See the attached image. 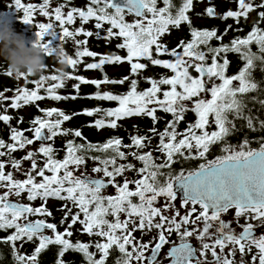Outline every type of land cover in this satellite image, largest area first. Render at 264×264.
I'll list each match as a JSON object with an SVG mask.
<instances>
[{
  "label": "snow or ice",
  "instance_id": "1",
  "mask_svg": "<svg viewBox=\"0 0 264 264\" xmlns=\"http://www.w3.org/2000/svg\"><path fill=\"white\" fill-rule=\"evenodd\" d=\"M236 2L238 10H228L220 18H232L239 24L241 18L247 21L250 13L260 9L257 12L258 20L246 36L237 37L230 44L212 47L210 42L213 39L222 41L223 35L218 36L215 29L199 30L191 27L188 13L193 8L194 0H181L178 7L173 0H162V7L157 6L158 0H87L84 7L73 6L67 12L64 11L65 4L50 11L52 0H43L40 4H25L22 0H15V9L23 12V23L33 25L37 12L48 18V22L35 24V27L38 29L36 44L43 47L49 57L62 51L71 68L76 70L83 58L99 55V61L87 63L85 70L98 69L103 72L105 65L126 62L130 65L131 76L117 80L109 79L106 74L103 79H88L72 74L64 78L60 74H52L29 81V74L15 75L17 80L31 82L35 87L31 90L18 87L11 99V108L20 109L44 100L46 96L40 94L41 89L52 100L77 99L76 95L58 94L57 90L65 87L66 80L78 81L73 85L77 93L81 85L91 84L99 89L101 84L123 85L127 81L129 90L124 94L97 91L87 97L115 101L117 107L85 109L73 115L93 116L102 112L105 118H111L97 119L91 125L97 129H115L118 121L134 116L149 117L155 125L159 119L156 115L158 111L172 116L163 131L155 127L149 129V132L159 137L154 150L141 151L152 143L148 135L132 136L131 143L127 145L120 138H110L95 145L68 140L62 159L56 158V150L48 142L68 135L83 139L80 130L62 127L73 118L72 115L57 108L40 109L44 116L31 120L32 127L29 129L10 128L12 143L0 138V157H9L7 161L0 160V188L5 189L0 193V230L14 231L0 237V244L11 246L15 264H38V257L50 245L60 246L57 264H65L63 257L69 250L81 253L86 264H108L112 251L119 253L114 264H162L161 252L170 243L169 237L173 233L180 237V243H173L166 253L170 264H237V252L241 257L239 264H249L244 259L247 254H252L251 264H264V233H257L256 226L251 222L260 221L264 225V136L259 138L258 148H252L247 137L237 147L227 143V137L237 129V120L246 121V128L250 131H264V119H260L257 126L254 122L256 117L246 114L244 99L249 93H264L261 82L252 77L256 62L264 65V28L260 27V23L264 22V0L259 3L256 0ZM205 12L208 17L217 15L214 6H209ZM126 15H132L135 19L128 21ZM77 17L82 24L94 20L98 30L104 29L105 24L110 25L106 29V36H100L97 32V37L107 42L113 38L122 39L117 48L126 50V55H100L87 47L81 49L80 46H86L88 40H77L76 37H92L94 33L86 31L84 27L70 30L67 25H74ZM0 19L8 20L6 16H0ZM53 19L59 23V30L54 26ZM182 23L190 27L192 39L187 43L181 40L176 48L169 49L161 42V37L170 34V27L178 29ZM58 33L61 40L58 47H52L50 41H45L46 36L56 37ZM68 38L76 45L75 58L64 50L63 42ZM253 46L257 47V51H253ZM153 49L159 56L168 55L174 59L154 58ZM229 52L238 54L243 61L238 73L231 76L226 74L230 63L227 59ZM222 53L225 55L221 63L218 58ZM145 59L154 66L170 70L172 75L159 79L146 77L150 87L138 90L139 81L131 77L139 76L148 67L140 62ZM190 69L197 75L193 76ZM4 74L13 76L9 69ZM214 79L219 83H215ZM49 80L55 83L46 86ZM162 86L168 87L165 89ZM202 94L210 98L202 97ZM5 99L4 92H0V102ZM258 103L264 109V99H259ZM189 111L197 117L195 122L189 123L183 131H178L180 122L185 120V114ZM53 116L56 118L52 119ZM11 120L10 115L0 114V121L5 124ZM20 122H23L22 117ZM210 125H214L215 129L209 131ZM25 131L32 132L33 138L26 137ZM37 141L40 146L36 150L28 151L19 160L12 158V153ZM221 142L223 154L208 159L211 146ZM122 148L135 150L126 154ZM153 151L161 154L159 163ZM89 152L102 155L88 156ZM129 155L142 166L137 168L130 162L118 163V160L126 161ZM37 156L44 158L42 166L38 165ZM88 159L97 162L92 172L102 176L76 174L87 164ZM197 160L204 162L187 170L182 168L177 172L173 169V165L181 161ZM23 161L31 162L30 169L24 171L25 179H16L13 172L5 171L8 164L17 172L23 171ZM131 171H135L138 178L130 180L125 176L126 172ZM117 177H123V182H118ZM110 186L115 189V195L104 194ZM24 194L30 202L41 200V206L33 207L30 203L10 200L11 196L21 197ZM178 197L180 208L186 210L183 215L176 208ZM49 199L70 202L78 209L73 213L67 203L61 208V211L67 209L61 224L71 216V222L63 232L46 219H28L30 216L51 217L52 212L47 208ZM229 210H234V220L241 228L240 232L232 228L233 221L222 219ZM169 212L170 215L166 214ZM242 217L245 224L239 223ZM77 223L82 225L83 233L102 237L103 242L97 241L94 245L73 243L70 239L73 236L71 229ZM45 230H50L52 235H46ZM153 230H156L157 235L148 242L138 240L133 235L139 231L143 236ZM193 237L199 241V249L190 242ZM34 240L39 243L33 254L22 255L15 251L17 241ZM93 246L96 252L90 251ZM96 253L100 254L99 258ZM209 255L211 260L208 259Z\"/></svg>",
  "mask_w": 264,
  "mask_h": 264
},
{
  "label": "trees",
  "instance_id": "2",
  "mask_svg": "<svg viewBox=\"0 0 264 264\" xmlns=\"http://www.w3.org/2000/svg\"><path fill=\"white\" fill-rule=\"evenodd\" d=\"M205 0H194V5L192 10L189 11L188 15L191 19V27H194L199 30H217V35H223V40L219 41L216 39H213L210 43L212 47H218L221 44H230V42L237 38V37H244L247 35V33L251 30L254 22L258 20L257 11H253L250 13V16L247 21H245L243 18H241V21L239 24L235 22L234 19L229 18L227 20H224L221 17L222 14H224L228 10H238V4L236 0H207L209 2L208 6H214L219 8V15L216 19H213L212 17H208L206 15V12L200 13L197 10V7L202 4ZM13 6L12 9L7 10L2 16H6L8 18V21L11 22V26L15 29L17 33L24 34L25 37L28 39L29 44L33 42H36L38 40L37 32L38 29L35 27V24L42 23V22H48L47 17H42L39 15V12L36 13L33 19V25L32 24H25L22 21L23 18V12L22 10L17 11L15 9V0H12ZM23 3H37L40 4L43 2V0H22ZM87 0H52V3L50 5L49 10L52 11L56 6H59L60 4H65L64 11L67 12L71 9L73 6L77 7H84ZM175 6L181 5V0H173ZM257 3L260 2V0H256ZM158 7H162L163 3L162 0H158ZM176 8L173 9L175 12ZM113 11V10H109ZM127 16V15H126ZM132 18H135L134 16L130 15ZM211 19L210 22H204L202 19ZM126 20H128L126 18ZM128 21H132L131 19ZM54 23V26L59 30V23L55 22L54 19L52 21ZM231 25V28H228V26ZM70 30L75 31L79 27H84L86 31H92L94 35L92 37H85L83 35H79L76 37L77 40H88V44L86 46L81 45V49L83 47H87L90 51H94L100 55H120L125 56L126 50L124 49H118L117 44L122 42V39H115L113 38L110 42H107L105 39L98 38L96 33L99 32L100 36H106V29L110 27V25L105 24L104 29H96L95 28V21H89L87 24H82L79 17H77V21L74 25H67ZM260 27L264 28V22L260 23ZM227 29V33L225 34V30ZM242 29V30H237ZM115 31V30H114ZM192 39L190 35V27L186 23H182L180 27L172 28L170 27V34H165L163 37H161V42L163 44H166L169 49L176 48L180 41L183 40L185 43L189 42ZM45 41H50L52 47H58L61 44V40L59 38V33L56 37H52L51 35L45 37ZM64 50L67 54L73 55L76 51V45L72 41V39L68 38L63 42ZM201 48L203 49L204 46L202 45ZM253 51H257V47L253 46ZM224 53L221 54V57H219V61L223 62ZM153 57L159 58L162 60H169L174 59L168 55L159 56L156 54L155 49H153ZM75 58V57H74ZM100 59V56L97 57H85L83 58V62L77 66L76 70H73L72 68L69 69V74L72 75H82L85 78L88 79H103L104 74L108 76L109 79H121L124 76H131L130 73V65L128 63H123L120 65H105L103 72L101 70H85V66L87 63L92 62H98ZM227 59L230 61L229 67L227 70V75L231 76L233 74H237L239 69L241 68L243 61L239 58L238 54L236 53H227ZM141 63H145L148 65V67L141 71L140 75L137 77H131L133 79H137L139 81L138 90H144L150 87V84L146 82V77H152L155 79H159L162 76H171L172 73L170 70L165 69L160 66H154L150 63L148 60H141ZM48 68L44 72V75H52V74H59L57 69L59 68L58 63L56 62V58L49 57L46 61ZM208 63H211V54H209ZM8 70L6 62H4L2 59H0V92H4L5 97L7 99L0 102V114L3 115H10L12 117V120L5 124L3 121H0V138H3L6 143H12L10 140V128H16L18 130H26L32 127V124L30 123L31 120H33L35 117L40 116L43 117L44 113L40 111V109H51V108H57L59 110L64 111L66 114L72 115V119L70 121H66L63 124V128L65 129H71V130H80L83 134V139L74 137L73 135L68 136H61L57 137L54 142L49 141L48 143H51L53 147L56 150V158L62 159L65 155V145L68 140H75L77 144L80 143H92V144H102L106 142L110 138H120L123 141V144L127 145L131 143V137L135 135H148L152 139V143L148 148H145L141 151H149L154 150L155 146L159 142V137L154 136L151 132H149V129L152 127H155L158 131H163L166 127L168 121L172 120L171 114L164 113L162 111H158L156 113L158 119V122L154 125L151 118L146 116H134L122 119L118 121V127L115 129L111 128H103V129H97L94 126L95 121L97 119L105 118L103 116V113H97L93 116H87V115H73L74 113H82L85 109H94V108H101V109H109V108H115L118 106L117 102L115 101H103V100H96V99H89L90 95H94L97 91L105 92L110 91L114 94H124L129 90V83L126 81L123 85L121 84H101L100 88L97 89L95 85L87 84V85H81L80 92L77 93L75 88L73 87L74 84L78 83L76 80H66L65 87L63 89H59L58 94L65 95V96H72L76 95L77 99H67V100H61L56 101L47 98V94L44 92L43 89H41L40 94L45 95L46 98L42 101H36L33 102L30 105H25L21 107L20 109H13L11 108V99L16 94V89L18 87H28L30 90L34 89V84L31 82L26 83L23 79L17 80L15 75L12 77H8L4 73ZM193 76H196L197 73H195L193 70L190 69ZM252 77L257 82H261V88H264V65H261L259 61L256 62V67L252 70ZM39 79V77H29V81ZM215 83H219L218 80L214 79ZM52 83H55L54 81H47V85H50ZM235 83V82H234ZM168 86H162V88H167ZM205 98H210V96H203ZM255 98V99H254ZM245 102L247 104L246 114H251L254 117H256V120L254 121L257 126L260 119H264V109L261 108L260 104L258 103L259 99H264V93H249L245 97ZM190 104V103H189ZM23 118V122H20V118ZM56 117L53 116L52 119H55ZM196 116L191 111L187 112L185 114V120L180 122L178 126V131H183L189 123L195 122ZM111 119V118H105ZM237 129L234 132H237L239 134H233L227 137V143L231 145H237L240 144L239 142H234L231 140L235 139H242V138H252L254 135H243L241 133L244 132H253L246 128V121L237 120ZM215 126L210 125L209 131L214 130ZM256 132H264V131H256ZM25 136L28 138H33V133L29 131H25ZM216 145H223V142L216 144ZM213 145V146H216ZM40 146V142L37 141L33 145H29L27 148L23 150H18L14 153H12V158H15L17 160L21 159L23 156L27 154L28 151H34ZM35 147V149L31 150L29 148ZM212 147V146H211ZM122 151H124L126 154L134 151L135 149L130 148H122ZM88 156L93 155H102L101 153L96 152H89L87 154ZM153 155L156 156L157 162H160V159H162L161 154L159 152L153 151ZM214 154L209 151L208 153V159H210ZM9 159L8 156L0 157V160L7 161ZM38 165L43 164L44 158L41 156L36 157ZM211 160V159H210ZM29 162V161H27ZM133 163L136 165L137 168L141 167L139 161L135 160L132 156H128V159L126 161H119L118 163ZM195 161H181L178 164L173 165V169L175 171H179L180 169H191L195 168L197 164L203 163V160H197ZM29 166H31V162H29ZM11 166L10 164H8ZM97 166V162L88 159L87 164L85 166H82L79 172L88 174L89 172H92V168ZM7 170V168L5 169ZM102 175V174H100ZM125 176L132 180L138 178L135 171L126 172ZM39 179V178H38ZM117 181L122 183L123 177H117ZM130 187H133L130 185ZM53 200L59 203H65L66 201H60L56 199H49ZM70 203V202H67ZM112 217H109V219ZM14 230L9 229L7 231L0 230V237H5L9 234H11ZM38 240H34L32 242H23V241H17L16 242V249L15 251H18L22 255H31L34 252V249L38 246ZM60 246L56 245H50L48 249L44 250L40 256L38 257V264H57L58 261V251ZM75 258L77 259H84L83 255L81 253H75ZM63 260L65 264H71V250H69L67 253H65ZM0 264H15L14 259V250L11 248L10 245L7 244H0Z\"/></svg>",
  "mask_w": 264,
  "mask_h": 264
},
{
  "label": "clouds",
  "instance_id": "3",
  "mask_svg": "<svg viewBox=\"0 0 264 264\" xmlns=\"http://www.w3.org/2000/svg\"><path fill=\"white\" fill-rule=\"evenodd\" d=\"M49 56L46 50L33 42L30 46L24 34L17 33L8 20L0 19V59L6 62L13 75L29 74L41 77L47 70ZM58 73L66 78L71 65L62 51L55 54Z\"/></svg>",
  "mask_w": 264,
  "mask_h": 264
},
{
  "label": "flooded vegetation",
  "instance_id": "4",
  "mask_svg": "<svg viewBox=\"0 0 264 264\" xmlns=\"http://www.w3.org/2000/svg\"><path fill=\"white\" fill-rule=\"evenodd\" d=\"M4 9V6H1L0 8V16H2L7 10H3ZM127 16H130V15H127ZM16 29V27H15ZM233 134H239L237 132H233ZM231 134V135H233ZM243 135H254L252 136V138H249L250 141H251V144L250 146L252 148H258L259 147V138L264 136V132H244V133H241ZM245 138H242V139H235V140H231V141H234V142H239L240 144L243 142ZM239 144L237 145H233L234 147H237ZM222 147L223 145H216V146H212L210 148V152H212L214 155L210 158V159H215L217 156L219 155H222L223 152H222ZM196 163V161L194 162V164ZM198 166V164H197ZM196 166V167H197ZM99 176H102L99 174ZM110 189V188H109ZM108 190V189H106ZM180 204H181V201H180V198L178 197L177 201H176V208L177 209H180L181 211V215H183L185 213V209L183 208H180ZM71 206H73L71 204ZM159 206V205H158ZM168 215L171 214V212L169 213H166ZM36 219H46L47 222L49 223H53L51 220H49L48 218L46 217H40V216H31L29 217V220H36ZM112 218H110L111 220ZM121 219H124L123 216H121ZM222 219H224L225 221H233L232 223V228L235 229L237 232H240L241 231V228L237 225V223L235 222L234 220V210H229V212L225 215L222 216ZM256 227H255V231L257 233H264V225H261V222L260 221H251ZM240 224H245L246 221L245 219L242 217L239 221ZM131 227V226H130ZM191 227V226H190ZM45 234L46 235H52L51 231L50 230H45ZM133 235L138 239H142L143 242H148L150 240H152L153 237H155L157 235V232L156 230H153L151 233H148L147 236H148V241L146 240V235H143L139 232V231H136L135 233H133ZM71 240L73 243L75 242H81L79 240H77L76 238H74L73 236L71 237ZM104 238L102 237H97V236H89L87 238V242L86 243H90V244H95V242L99 241V242H103ZM169 240H170V243L168 245H165L164 249L162 250L161 252V257L163 258V261H162V264H170V260L166 258V253L169 251V249L173 246V243L178 245L180 243V237L176 234V233H173L170 237H169ZM85 242V241H84ZM190 242L195 246L197 247V249H199L200 247V243L199 241H197L194 237L193 238H190ZM90 251H93V252H96V249L95 247L93 246ZM228 250L226 249V252ZM255 252V249H253V253ZM75 253L76 252H73L71 251V264H86V261L84 259H77L75 258ZM97 254V258H99V253H96ZM251 255L252 254H247L245 255L244 259L246 261L249 262V264H251ZM119 256V253L116 252V251H112L111 255H110V258L108 260V264H114V260L116 257ZM209 260H211V256L209 255L208 257ZM236 261H237V264H239V261L241 259L240 257V254L237 252V255L235 257Z\"/></svg>",
  "mask_w": 264,
  "mask_h": 264
},
{
  "label": "rangeland",
  "instance_id": "5",
  "mask_svg": "<svg viewBox=\"0 0 264 264\" xmlns=\"http://www.w3.org/2000/svg\"><path fill=\"white\" fill-rule=\"evenodd\" d=\"M208 4H209V2L207 0H205L202 4H200L197 7V10L200 13H204L205 10L209 7ZM1 6H4V9H3L4 11L5 10H9V9H12L13 2H12V0H0V8H1ZM215 8L217 10V15L215 17H212L213 19H216L218 17V15H219V8L217 6ZM126 18L128 20L135 19V18H132L131 16H126ZM202 21L210 22L212 20L208 19V18H205V19H202ZM203 96H205V94H202V97ZM186 103H190V102H186ZM29 149L33 150V149H35V147L29 148ZM29 162L23 161V163H22V170L23 171L17 172L15 169H12L11 166H9V165L6 166L7 170H5V171L6 172L11 171V172H13L14 178L23 180V179H25L24 171H27V170L30 169ZM81 173L82 172H77L76 174L80 175ZM88 174H90V175H99V174L93 173V172H89ZM3 191H5V189L0 188V193H2ZM104 194L105 195H115L116 192H115V189L111 187L110 189L105 190ZM10 199L19 200V201L24 202L26 204L30 203L33 207H40L41 204H42V201L39 200V199H37L36 201H31V202L28 201L27 198H26V194L22 195L21 197L11 196ZM65 203H67V202H65ZM65 203H59V202H56V201H53V200H49L48 203H47V208H48L49 211L52 212V216L51 217H46V218H48L53 223H55L57 225L58 230L61 231V232H63L64 229L67 227V225L71 222V216H69L68 220L65 221L63 224H61V220H62L63 216L65 215V212L67 211V209H64L63 211H61V208L63 207V205ZM67 204H68V207L72 209L73 213L78 211V209H76L75 207L71 206V203H67ZM28 219H29V217H28ZM21 222L23 223V221H21ZM71 230L73 232V237L74 238H76L77 240H79L81 242H84V241L87 242V238L89 236L87 234L83 233L82 225L77 223L76 225H74L72 227ZM146 240L148 241V236L147 235H146Z\"/></svg>",
  "mask_w": 264,
  "mask_h": 264
},
{
  "label": "water",
  "instance_id": "6",
  "mask_svg": "<svg viewBox=\"0 0 264 264\" xmlns=\"http://www.w3.org/2000/svg\"><path fill=\"white\" fill-rule=\"evenodd\" d=\"M215 10H216V8H215ZM216 13H217V10H216ZM81 174L88 175V176H91V177H97V176H99V175H90V174H85V173H81ZM81 174H80V175H81ZM109 188H111V186L108 187L107 189H109ZM10 200L13 201V202L24 203V202H21V201H19V200H15V199H10ZM24 204H26V203H24Z\"/></svg>",
  "mask_w": 264,
  "mask_h": 264
}]
</instances>
